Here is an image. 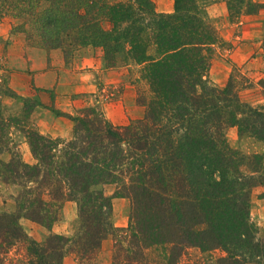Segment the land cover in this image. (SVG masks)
Instances as JSON below:
<instances>
[{"label":"trees","instance_id":"obj_1","mask_svg":"<svg viewBox=\"0 0 264 264\" xmlns=\"http://www.w3.org/2000/svg\"><path fill=\"white\" fill-rule=\"evenodd\" d=\"M174 2L172 12H161L154 0H0V22L18 21L13 33L70 53L97 48L112 68L139 64L150 88L138 98L144 116L126 124L86 106L62 112L74 122L71 138L23 128L35 159L29 163L17 151L9 161L1 156L13 121L2 97L13 91L0 82V181L23 187L18 210L0 213V264H64L68 250L79 264H93L107 236L119 235L115 197L128 198L131 212L113 264H151L148 250L161 245L169 246V264L191 246L221 248L227 255L217 264H264L249 211L252 188L264 186L262 158L253 155L244 170L247 157L225 133L237 126L264 141V104L245 103L233 79L225 88L206 80L218 30L199 0ZM67 201L78 206L73 237L38 242L26 233L21 217L43 222ZM14 247L25 250L20 260L9 258Z\"/></svg>","mask_w":264,"mask_h":264},{"label":"rangeland","instance_id":"obj_2","mask_svg":"<svg viewBox=\"0 0 264 264\" xmlns=\"http://www.w3.org/2000/svg\"><path fill=\"white\" fill-rule=\"evenodd\" d=\"M154 2L161 12H172L175 7L174 0ZM199 2L205 6L220 36V42L209 52L206 80L225 88L233 79L235 89L245 103L253 106L264 104V0ZM17 25L18 21L11 18L0 22V82L5 81L13 91V96L2 97L3 114L13 119L9 130L12 143L1 155L5 161H9L17 151L24 161L35 162L23 131L25 127L47 136L71 138L74 122L62 112L77 114L83 107L95 106L118 125L144 116L146 107L138 98L142 93L149 94L150 88L142 76L143 66L129 62L108 67L102 52L90 46L75 48L71 53L62 48L39 46L30 42L23 32L17 30L13 33ZM149 52H154L153 47ZM225 133L228 143L247 157L242 166L244 170L250 172L249 166L252 168L254 161L252 156L256 154L264 165L263 140L241 133L237 126L228 127ZM22 190L18 183L0 181V213L18 210ZM105 190L112 195L115 185H108ZM113 205L114 227L123 232L118 230L119 235L112 233L107 236L93 264H113L116 242L121 234L127 233L131 202L125 197H115ZM249 211L255 240L260 241V247L264 249V186L252 188ZM55 213L43 222L27 217H21L20 221L26 233L38 242L46 241L53 234L73 237L80 223L76 202L64 204ZM167 248L169 246L166 245L151 247L148 250L150 263L169 264ZM22 251L25 250L18 251L14 247L9 258L20 260ZM223 255L227 253L221 248L202 250L191 246L184 250L177 264H217ZM63 262L79 264V258L68 250Z\"/></svg>","mask_w":264,"mask_h":264},{"label":"crops","instance_id":"obj_3","mask_svg":"<svg viewBox=\"0 0 264 264\" xmlns=\"http://www.w3.org/2000/svg\"><path fill=\"white\" fill-rule=\"evenodd\" d=\"M29 49V48H28ZM41 49V48H40ZM33 50H35V49H33ZM42 50H44V49H42ZM38 65V64H37ZM42 64H40V66H41ZM39 66V65H38ZM49 113V115H50V112H48ZM47 114V113H46ZM65 117V116H64ZM67 118V117H66ZM69 119V118H68ZM75 202L74 201H67L66 203H65V205L67 206V205H73Z\"/></svg>","mask_w":264,"mask_h":264}]
</instances>
